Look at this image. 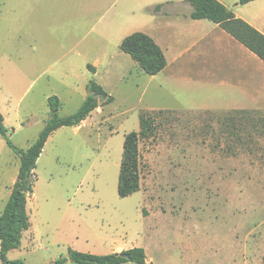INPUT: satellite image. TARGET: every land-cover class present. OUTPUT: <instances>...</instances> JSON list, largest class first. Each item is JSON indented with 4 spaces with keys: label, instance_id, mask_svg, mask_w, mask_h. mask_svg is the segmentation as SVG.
Instances as JSON below:
<instances>
[{
    "label": "rangeland",
    "instance_id": "rangeland-1",
    "mask_svg": "<svg viewBox=\"0 0 264 264\" xmlns=\"http://www.w3.org/2000/svg\"><path fill=\"white\" fill-rule=\"evenodd\" d=\"M174 3L0 0V107L11 143L25 151L35 142L53 96L61 116L79 109L91 80L106 82L113 97L80 132L59 129L45 145L27 205L31 225L8 260L52 264L70 249L108 255L143 248L146 264H264L262 176L250 180L239 172L223 181L227 173L217 161L203 164L185 153L181 133L164 115L155 136L140 143L141 190L118 194L125 138L140 130L141 115L158 105L183 113L214 103L207 89L164 73L153 78L120 50L127 36L167 26L164 13L184 10ZM19 167L20 156L0 136V214Z\"/></svg>",
    "mask_w": 264,
    "mask_h": 264
},
{
    "label": "crops",
    "instance_id": "crops-1",
    "mask_svg": "<svg viewBox=\"0 0 264 264\" xmlns=\"http://www.w3.org/2000/svg\"><path fill=\"white\" fill-rule=\"evenodd\" d=\"M218 1L264 35V0L245 4L241 0ZM186 4L176 0L169 5L174 8L182 5L184 10L164 13L163 17L171 22L164 27L159 25L149 34L167 59L166 68L159 74L164 73L176 83L207 89L215 94L214 103L204 102L183 113L158 105L153 112L141 115L139 150L142 140L155 136L157 118L164 115L181 133L179 141L185 153L201 156L198 158L203 164L217 161L221 173H227L223 181L239 172L251 175L250 180H259L258 176L264 180V61L218 24L191 19L192 7ZM99 66L98 60L92 65L95 70ZM102 83L98 84L105 89L107 84ZM99 109L94 112L97 114ZM0 112L8 126L7 114L1 107ZM87 120L73 127L76 133L87 125ZM60 130L50 136L46 146ZM192 155L186 159L195 160Z\"/></svg>",
    "mask_w": 264,
    "mask_h": 264
},
{
    "label": "trees",
    "instance_id": "trees-1",
    "mask_svg": "<svg viewBox=\"0 0 264 264\" xmlns=\"http://www.w3.org/2000/svg\"><path fill=\"white\" fill-rule=\"evenodd\" d=\"M183 1L192 7L191 19L208 20L218 24L230 36L264 61V35L244 20L237 18L234 12L224 4L218 0ZM250 1L253 0H241L240 3L245 4ZM161 7L162 5H158L154 11H159ZM120 50L128 54L140 69L150 76L158 75L167 66L163 50L151 36L145 33L136 32L124 38L120 44ZM89 68L95 71L94 67L89 66ZM87 92L92 95H88L79 109L70 116L60 115L61 101L57 96L49 98V118L38 138L25 151L17 148L9 140V131L5 125L4 116L0 112V136L20 156L16 182L0 214V246L4 264H26L20 260H8L5 255L11 250L20 248L23 233L30 228L27 205L34 193V170L50 136L62 127L79 126L96 109L113 101V97L94 80L87 85ZM139 141L138 132H131L125 138L118 182V194L121 198L129 197L141 190ZM121 254H126L129 258ZM68 261L74 264H125L127 262L146 264L147 255L143 248H133L122 253L108 255L82 253L70 249L68 258L59 259L52 264H65Z\"/></svg>",
    "mask_w": 264,
    "mask_h": 264
},
{
    "label": "water",
    "instance_id": "water-1",
    "mask_svg": "<svg viewBox=\"0 0 264 264\" xmlns=\"http://www.w3.org/2000/svg\"><path fill=\"white\" fill-rule=\"evenodd\" d=\"M90 95H92V93H89V96ZM122 256H124V257H126V258H129V256L128 255H126V254H121Z\"/></svg>",
    "mask_w": 264,
    "mask_h": 264
}]
</instances>
